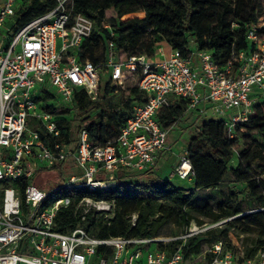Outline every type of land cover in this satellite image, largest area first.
Listing matches in <instances>:
<instances>
[{"label": "built area", "instance_id": "2783aa9c", "mask_svg": "<svg viewBox=\"0 0 264 264\" xmlns=\"http://www.w3.org/2000/svg\"><path fill=\"white\" fill-rule=\"evenodd\" d=\"M54 1L52 7L4 38L2 27L15 14L19 0H0V264H189L184 263L181 246L170 253L158 248V242L174 237H101L82 226L61 232L56 229L55 216L70 198L46 201L60 188L104 189L113 184L121 167L151 170L158 154L168 149L169 128L161 126L156 114L171 104V97L186 99V111L224 118L231 135L234 124L248 118L253 102L264 99L261 24L248 26L249 49L233 53L222 68L207 50L196 49L198 60L193 64L190 55L172 48L166 53L162 46L157 48L159 59L141 54L116 61L114 43L109 40V81L121 88L126 71L139 67L138 86L146 100L130 104L113 141L93 144L82 128L72 146L59 139L58 111L72 103L75 91H91L96 86L99 67L78 57L92 31V20L82 13L71 16L68 4L72 0ZM103 27L113 35L110 23L104 21ZM30 119L35 120L32 125ZM39 129L49 135L51 144ZM58 165L69 172L52 190L28 182L38 171ZM174 174L180 179L191 175L185 150ZM79 206L81 219L90 209L97 215L113 216V204L104 200L83 197ZM135 218L132 214V225ZM220 246L221 241L215 243V256L206 264H264L263 248L252 256L230 251L219 255Z\"/></svg>", "mask_w": 264, "mask_h": 264}, {"label": "trees", "instance_id": "16d2710c", "mask_svg": "<svg viewBox=\"0 0 264 264\" xmlns=\"http://www.w3.org/2000/svg\"><path fill=\"white\" fill-rule=\"evenodd\" d=\"M54 4V0H19L7 33L13 35ZM68 8L71 16L82 13L93 23L90 35L78 52L80 61L87 59L85 53L94 45H101L107 58L109 40L114 43L116 61L141 54L156 59V41L162 38L183 56L192 48L209 51L221 68L233 53L249 49L246 30L264 12L261 0H72ZM107 12L112 13L113 35L103 27ZM258 34L264 35V23ZM90 60L100 67L97 58ZM132 77L135 81L128 84ZM139 79L140 68L137 67L133 72L126 71L123 87H109L106 82L102 88L99 73L91 91H75L72 103L59 109V139L74 146L79 131L85 128L93 144L113 141L124 124L130 104L134 100H146V94L139 89ZM171 99V104L156 114L163 128L172 126L186 112V99ZM39 133L51 144L47 133L41 129ZM184 150L191 165L194 188L177 186L153 170L143 175L144 172L121 167L116 171L113 184L97 192L60 188L50 193L46 202L70 198L69 204L57 211L56 229L66 232L82 226L101 237H154L167 222L187 227L191 221L201 224V217H208L213 221L225 219L223 226L205 232V242L209 245L218 241L230 242L231 230L237 229L254 236L253 246L244 250L245 256H252L259 248L264 249V99L257 98L253 102L250 115L234 124L231 135L224 118L205 119L190 134ZM56 169L60 176L69 172L61 165ZM39 172L28 182H34ZM228 173L235 185L226 192L219 189V200L215 204L194 203L196 190L219 188ZM83 197L112 203L113 216L97 215L90 209L81 219L79 202ZM132 214H136L134 225ZM195 238L186 236L167 243L158 242L157 246L168 253L181 246L184 263H189L192 255L202 251L203 241H195ZM233 250L236 252V247ZM214 256L212 251L207 252L206 263Z\"/></svg>", "mask_w": 264, "mask_h": 264}, {"label": "rangeland", "instance_id": "374dc122", "mask_svg": "<svg viewBox=\"0 0 264 264\" xmlns=\"http://www.w3.org/2000/svg\"><path fill=\"white\" fill-rule=\"evenodd\" d=\"M261 1L264 4V0H261ZM107 15L108 16L106 18L107 19L106 21L112 24L113 23V20L111 19L112 13L107 12ZM12 20H13L12 17H10L9 19L5 21V24L2 27V37L7 38L6 33H7L9 26L12 23ZM258 22L260 24L264 23V12L258 18ZM159 46H162L163 48H165L164 50L166 51V53L168 52L169 46L162 38L160 39L158 38V40L156 41V47L158 48ZM90 51H91L90 58L92 59L97 58V62L100 65L99 73H100V80H101L102 88L106 82L109 83V87H112L113 85L109 81L110 67L106 64L107 58H106L105 49L101 45H94ZM156 55H157L156 57H161L158 51L156 52ZM134 81L135 79L132 77L128 81V84H132ZM204 119H206V117L203 118L202 120ZM192 120L193 119L189 117L187 122L188 123L192 122ZM185 121L186 120L175 123L174 126L168 131L166 143L170 144L171 150L168 155L163 156L162 162L164 163L165 166L171 165V167L173 168L177 165L179 155H181L184 152L183 146L186 144L188 137L201 125V124L197 125V123H199L201 119L198 120L197 123H193L194 125L193 124L189 125ZM34 122H35L34 119H30L31 125ZM236 161H237V156L234 158V162ZM58 172L59 171L57 169L43 170L34 177L33 179L34 183L41 184L42 188H44L45 190H52L53 188H55L57 185H59L62 182V178L64 177V175L60 176ZM170 172L171 170L166 171L164 176H167L168 174H170ZM188 178H189L188 182L182 180L180 181L181 184L185 186H189L188 184H190L189 182H190L191 175ZM234 185L235 183L233 182L232 175L228 173L224 177L222 182L220 183L219 188L196 190V197H195L194 203L198 205L215 204L216 201L219 200L218 190L220 189L226 192L228 191L229 188L233 187ZM237 185L239 187H242V184H237ZM192 188H194V186ZM201 219L203 221L201 224H197L195 221H191L187 227H180L171 222H167L160 228L158 232V236L160 237H165V238L174 237L175 239H183L185 238V236H194L196 237L195 241L197 240L203 241L202 251L199 252L198 254L192 255L190 257L189 264H206L207 262L206 253L209 251L213 252L214 245L217 242L211 245L205 242V240L207 239V235L205 234V232L208 229H214V228H219L223 226L224 225L223 221L225 220V219H221L218 221H213L208 217H201ZM231 231L232 232L229 235L230 242L225 241L221 243V246L218 252L219 255L224 254L229 251L237 255L238 253H244V250L247 247L253 246L254 236L252 234H243V233H240L237 229H232ZM233 247H236V252L233 250Z\"/></svg>", "mask_w": 264, "mask_h": 264}, {"label": "crops", "instance_id": "0c3cea01", "mask_svg": "<svg viewBox=\"0 0 264 264\" xmlns=\"http://www.w3.org/2000/svg\"><path fill=\"white\" fill-rule=\"evenodd\" d=\"M19 3V2H18ZM165 49V48H164ZM168 49L170 50V47H168ZM168 50V51H169ZM195 51H196V49L195 48H192L191 49V51L188 53V55H190L191 56V59H192V61H193V64H196L197 63V60H198V58H197V55L195 54ZM91 54V51L89 50V51H87L86 53H85V58H87V59H90V55ZM157 59H159V58H161V57H156ZM171 98H173V97H171ZM172 100V99H171ZM201 105H206V103L205 102H202L201 103ZM189 117L190 118H192L193 120H192V122H187L188 121V119H189ZM206 117V119H208V118H210V117H213L212 116V114H210V112H207L206 114H196V113H193L192 111H186L185 112V114L183 115V117L179 120V121H177V122H180V121H184V120H186L185 122L187 123V124H189V125H191V124H193V123H197L198 122V120H200L201 119V121L199 122V123H197V125H199V124H201L204 120H202L203 118H205ZM176 122V123H177ZM175 124V123H174ZM174 124L172 125V126H170L169 127V130L174 126ZM194 125V124H193ZM168 130V131H169ZM189 138V137H188ZM188 140V139H187ZM167 146H168V149L165 151V152H162V153H159L158 154V156H157V158H156V163H155V166L151 169V170H153V171H155L156 173H158L159 175H161L162 177H168L175 185H177V186H181V187H185V188H192L193 186H194V182H193V179L192 178H190V184H188L189 186H185V185H183V184H181V182L180 181H182V180H184V181H187L188 182V179L189 178H186V179H180V178H178L175 174H174V168L175 167H171V165H164V163L162 162L163 161V156H165V155H168L169 153H170V150H171V147H170V144L168 143L167 144ZM183 148L185 149V145L183 146ZM177 163H178V161H177ZM169 170H171V172H170V174H168L167 176H164L165 175V172L166 171H169ZM149 171H147V172H144L143 173V175H146L147 173H148ZM176 177V178H175ZM178 179V180H177Z\"/></svg>", "mask_w": 264, "mask_h": 264}]
</instances>
